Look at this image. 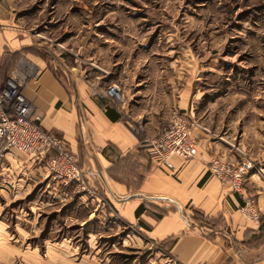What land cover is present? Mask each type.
Returning <instances> with one entry per match:
<instances>
[{"label":"rangeland","instance_id":"374dc122","mask_svg":"<svg viewBox=\"0 0 264 264\" xmlns=\"http://www.w3.org/2000/svg\"><path fill=\"white\" fill-rule=\"evenodd\" d=\"M0 7L25 43L19 51L4 47L0 89L13 73L25 86L40 62L70 96L84 91L135 136L139 125L157 135L183 115L204 128H191L192 135H208L212 158L221 151L244 157L264 181V0H0ZM111 85L124 92L121 107L107 97ZM62 141L80 182L54 178L38 160L39 173L22 162L0 175V264H182L169 240L156 241L146 226L121 217L122 204L106 191L103 181L137 190L139 179L118 174L134 176L137 163L109 147L113 166L104 172L90 142L98 165L79 137L73 148ZM246 183L245 175L240 191L231 189L243 201L240 214L253 222L259 215V224L263 213ZM142 203L153 212L158 201ZM193 216L201 220L199 211Z\"/></svg>","mask_w":264,"mask_h":264},{"label":"crops","instance_id":"0c3cea01","mask_svg":"<svg viewBox=\"0 0 264 264\" xmlns=\"http://www.w3.org/2000/svg\"><path fill=\"white\" fill-rule=\"evenodd\" d=\"M4 12L0 7V55L5 46L19 51L25 45L24 38L19 42L15 28L8 27L10 21ZM33 66L37 76L25 83L22 92L40 115L44 128L67 141L72 148L76 147L79 137L84 151L98 165L87 149L90 142L104 172L113 166L109 147L128 156L124 160L132 159L137 163L134 176L126 171L118 173L139 179L137 190L127 188L126 182L112 181V187L103 181L108 194L118 200L117 204H122L121 217L136 220L140 229L146 226V233L156 241L169 240L170 253L182 264H264V181L258 174L246 175V184L250 193L257 195L258 208L263 213L259 224L240 214L241 196L209 172L208 163L213 155L207 134L197 138L199 153L196 157L187 160L173 157L175 170L155 163L156 167L147 149L143 148L146 154L139 152L137 147L142 146L138 144L137 135L113 109H102L84 91L75 90L74 96H70L45 64L36 61ZM152 122V119L147 122L150 127ZM214 151L220 152L217 148ZM19 155L25 157L23 161L17 160ZM221 157L231 162L245 160L230 156L226 151H221ZM22 162L35 167L32 173L40 172L36 159L12 150L0 165V175ZM128 192L133 195L128 197ZM143 198L157 200L156 209L151 212L144 204L145 208L137 215ZM193 211L201 213V220L194 218Z\"/></svg>","mask_w":264,"mask_h":264},{"label":"built area","instance_id":"2783aa9c","mask_svg":"<svg viewBox=\"0 0 264 264\" xmlns=\"http://www.w3.org/2000/svg\"><path fill=\"white\" fill-rule=\"evenodd\" d=\"M23 82L19 74L13 73L0 89V161L9 151H20L38 161H44L48 172L64 183L82 178V171L72 154L63 147V141L46 131L39 122L32 104L22 92ZM107 97L116 105L122 106L124 98L116 85L107 89ZM107 106V104H105ZM38 121V122H37ZM191 128L204 130L194 121L178 115L170 125L157 135H148L139 125L134 128L139 141L147 146L148 153L158 166L175 170L173 157L187 160L199 153L198 141L192 135ZM142 135L145 137L142 138ZM209 171L219 181L240 191L244 176L252 169L250 161L231 165L223 158H212ZM248 210V205L242 210ZM250 217L252 214L247 212ZM257 222L259 215H252Z\"/></svg>","mask_w":264,"mask_h":264},{"label":"trees","instance_id":"16d2710c","mask_svg":"<svg viewBox=\"0 0 264 264\" xmlns=\"http://www.w3.org/2000/svg\"><path fill=\"white\" fill-rule=\"evenodd\" d=\"M110 112V111H109ZM108 111H107V113L110 115V113H109ZM112 118H114V116H111ZM200 183H202V180H200ZM143 210V207H142V205L141 206H139V208L136 210V214L138 215L139 214V212H141Z\"/></svg>","mask_w":264,"mask_h":264}]
</instances>
